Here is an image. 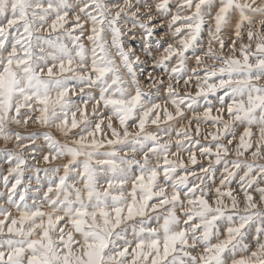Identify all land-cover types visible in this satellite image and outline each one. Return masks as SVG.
<instances>
[{
    "label": "snow or ice",
    "instance_id": "obj_1",
    "mask_svg": "<svg viewBox=\"0 0 264 264\" xmlns=\"http://www.w3.org/2000/svg\"><path fill=\"white\" fill-rule=\"evenodd\" d=\"M0 143V264H264V0H0Z\"/></svg>",
    "mask_w": 264,
    "mask_h": 264
},
{
    "label": "rangeland",
    "instance_id": "obj_2",
    "mask_svg": "<svg viewBox=\"0 0 264 264\" xmlns=\"http://www.w3.org/2000/svg\"><path fill=\"white\" fill-rule=\"evenodd\" d=\"M166 39H167V38H166ZM202 39H203V41H204L205 44H206V42H207V40H208L207 25L205 26V30H204V32L202 33ZM129 43L131 44L132 47H134L137 51H139L140 46H141V42H140L139 38H138L136 41H129ZM192 63H194V62H193V61H189V64H190V65H191ZM149 70H151L150 67H149ZM160 95H161V97L163 98L164 93H161ZM212 99L215 100L214 97H213ZM161 102H162V100H161ZM169 110H170V111L172 110L171 107H170ZM130 123H131V122H130ZM148 127H149V130H152V129L155 128V126H153V125H149ZM161 127H164V125H161ZM201 127H202V131H204V130H205V129H204V126H201ZM35 130H37V129H35V128H29V129H28V131H35ZM130 130L134 131L135 129H130ZM207 131H214V129L208 128ZM202 142H204V141H202ZM2 147H3V144L0 143V148H2ZM197 158H198V160L200 159L198 153H197ZM184 159L187 160V154H186V153L184 154ZM227 159H229V160H231V159H235V156L232 155V156L228 157ZM200 163H202V164H204V165L206 166V165H207V160H206V159H204V160H200ZM6 167H7L6 165H0V173H2V174H6V172L4 171V169H6ZM189 167H191V165H189ZM228 167L231 168V164H229ZM196 171H197L198 174H201V173L199 172V165L196 166ZM223 171H224V165H223V162H222L220 165H215V166H214V173L211 174L209 177H206V183L209 184V185L215 183V184L218 186V185H219V182H220V179H221V174L223 173ZM27 175H30V174H26V176H27ZM42 175H43V174L41 173V176H42ZM201 175H202V174H201ZM229 186H230L233 190H236V191L239 190V186H240V185H239V174L237 175V177H236L235 179L232 180V182H231V184H230ZM261 186L264 187V184H262ZM4 191H5V189L2 187V181H0V193H3Z\"/></svg>",
    "mask_w": 264,
    "mask_h": 264
}]
</instances>
